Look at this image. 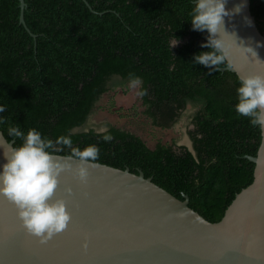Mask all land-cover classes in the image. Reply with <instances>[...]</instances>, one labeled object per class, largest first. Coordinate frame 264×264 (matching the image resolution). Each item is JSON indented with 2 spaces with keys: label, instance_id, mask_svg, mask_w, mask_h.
Wrapping results in <instances>:
<instances>
[{
  "label": "trees",
  "instance_id": "16d2710c",
  "mask_svg": "<svg viewBox=\"0 0 264 264\" xmlns=\"http://www.w3.org/2000/svg\"><path fill=\"white\" fill-rule=\"evenodd\" d=\"M25 2L22 7L21 0H0V106L6 109L0 128L6 138L13 140L9 126H19L54 141L70 135L81 150L96 145L97 162L142 170L178 198L187 194L206 219L219 221L254 180L255 162L246 155L257 154L262 132L235 109L239 76L221 69L228 61L217 71L193 61L209 51L201 47L207 31L193 30L190 22L195 0ZM251 10L264 34V0H251ZM130 73L142 81L141 113L153 124L170 128L192 110V149L162 142L151 148L111 124L110 142L103 140L104 131L81 128L104 94L128 87ZM124 110L122 116L140 114L135 106ZM13 141L15 147L22 143Z\"/></svg>",
  "mask_w": 264,
  "mask_h": 264
},
{
  "label": "water",
  "instance_id": "95a60500",
  "mask_svg": "<svg viewBox=\"0 0 264 264\" xmlns=\"http://www.w3.org/2000/svg\"><path fill=\"white\" fill-rule=\"evenodd\" d=\"M240 4L239 14L224 18L225 30L236 35L238 44L253 47L264 62V34L251 0H227L226 8ZM21 20L25 23L23 15ZM221 36L231 45V66L222 70L239 77L264 75V63L238 49L232 36L223 31ZM12 147L14 141L0 128V172L7 162L4 153ZM246 156L255 162L254 180L214 222L189 205L187 194L178 198L142 170L95 161L82 183L74 175L79 161H70L72 171L59 176L54 199L66 202L71 220L46 243L27 232L15 205L0 194V264H264V134L257 154Z\"/></svg>",
  "mask_w": 264,
  "mask_h": 264
},
{
  "label": "clouds",
  "instance_id": "9594fccd",
  "mask_svg": "<svg viewBox=\"0 0 264 264\" xmlns=\"http://www.w3.org/2000/svg\"><path fill=\"white\" fill-rule=\"evenodd\" d=\"M226 3L227 0H195L194 7L189 13L192 29L208 33L207 42L201 47L209 51L195 54L193 61L208 67L210 71H217L221 65H225L227 49L231 47V45L226 46L221 36L222 31L234 38L233 43L238 49H242L256 61L262 62L253 47L242 42L238 44L236 35L225 30L224 18L239 14L244 7V4H240L229 10L226 8ZM245 19L247 21V18ZM247 23L251 25V21ZM174 42L173 46L178 40ZM256 46L261 45L257 42ZM228 66H231L230 62ZM129 77L133 87L142 83L135 74L130 73ZM239 83L238 103L235 109L241 116L249 118L250 123L258 126L264 134V75L242 76L239 77ZM139 94L145 95L146 91H141ZM5 110L0 106V113ZM5 122L6 120L0 117V124ZM102 131H104L103 140L110 142L113 139L112 135L106 129ZM7 132L13 140L19 139L22 143L18 147H12L10 152L4 153L7 162L2 165L3 170L0 172V194L15 205L18 217L27 232L38 237L41 243H46L54 235L66 230L71 220V215L66 210V202L62 198L54 199L59 176L65 171H72L70 161H79L74 175L80 182L86 183L89 168L96 166L94 162L99 159L100 149L96 145H88L81 150L79 147H73L70 135L60 136L54 141L44 137L35 128L29 129L25 134L19 126H9ZM65 147L70 150L66 160L56 155ZM67 191L71 193L70 188ZM84 247H87L86 243Z\"/></svg>",
  "mask_w": 264,
  "mask_h": 264
},
{
  "label": "rangeland",
  "instance_id": "374dc122",
  "mask_svg": "<svg viewBox=\"0 0 264 264\" xmlns=\"http://www.w3.org/2000/svg\"><path fill=\"white\" fill-rule=\"evenodd\" d=\"M139 93L140 85L133 87L129 83L127 88L119 86L116 90L104 94L98 103L99 107L97 111L91 116L88 123L81 128L88 129V127L92 126L96 130L102 131L103 129H107L109 124H111L141 135L151 148H154L158 142H162L168 144L176 143L177 146L186 145L192 149L193 146L189 134V130L193 128V125L189 123V115L192 110L185 111L180 120L172 127L161 128L153 124L152 120L144 113H141L145 107L142 96ZM113 102L115 106L112 105ZM132 106L139 109V116L133 118L121 115V113H125V108ZM81 128H77L76 130Z\"/></svg>",
  "mask_w": 264,
  "mask_h": 264
}]
</instances>
